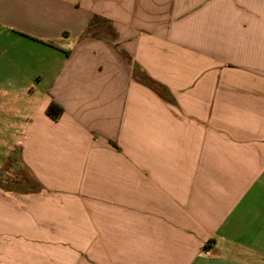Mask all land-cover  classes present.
I'll list each match as a JSON object with an SVG mask.
<instances>
[{"label": "crops", "instance_id": "0c3cea01", "mask_svg": "<svg viewBox=\"0 0 264 264\" xmlns=\"http://www.w3.org/2000/svg\"><path fill=\"white\" fill-rule=\"evenodd\" d=\"M0 123V264H264V0H0Z\"/></svg>", "mask_w": 264, "mask_h": 264}, {"label": "rangeland", "instance_id": "374dc122", "mask_svg": "<svg viewBox=\"0 0 264 264\" xmlns=\"http://www.w3.org/2000/svg\"><path fill=\"white\" fill-rule=\"evenodd\" d=\"M7 111L8 109L5 108V114H8ZM12 126V123H0V186L7 190L28 192L33 189L31 185L34 180L22 165L21 148L17 147L22 123H17V128L13 130L10 129ZM6 158H9V162L5 165Z\"/></svg>", "mask_w": 264, "mask_h": 264}, {"label": "trees", "instance_id": "16d2710c", "mask_svg": "<svg viewBox=\"0 0 264 264\" xmlns=\"http://www.w3.org/2000/svg\"><path fill=\"white\" fill-rule=\"evenodd\" d=\"M98 18L95 17V20L93 19L89 25L92 26V24H94L93 22H95ZM165 93L168 95V97L170 98V95L169 93L165 90ZM47 114L55 121H58L63 113H64V110L63 108L58 104L56 103L55 101H53L47 108Z\"/></svg>", "mask_w": 264, "mask_h": 264}, {"label": "built area", "instance_id": "2783aa9c", "mask_svg": "<svg viewBox=\"0 0 264 264\" xmlns=\"http://www.w3.org/2000/svg\"><path fill=\"white\" fill-rule=\"evenodd\" d=\"M204 253H205L206 255H210L211 252H210V250H208L207 247H205V248H204Z\"/></svg>", "mask_w": 264, "mask_h": 264}]
</instances>
